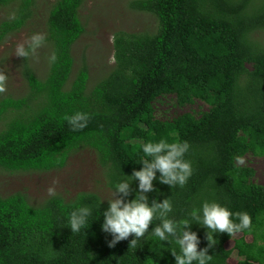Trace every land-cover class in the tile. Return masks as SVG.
I'll use <instances>...</instances> for the list:
<instances>
[{
	"label": "trees",
	"instance_id": "trees-1",
	"mask_svg": "<svg viewBox=\"0 0 264 264\" xmlns=\"http://www.w3.org/2000/svg\"><path fill=\"white\" fill-rule=\"evenodd\" d=\"M36 0H0L11 6L0 20V44L29 20ZM85 0H55L45 19L46 69L36 72L25 59L26 85L18 97L0 94V170L45 172L61 169L81 147L92 149L104 169L106 185L131 182L134 199L143 167L142 145L161 139L187 141L184 159L192 174L183 186L153 181L152 200L169 198L175 221L189 219L193 208L215 201L232 213L247 212L250 229L234 236L214 233L208 264H264V185L253 182L252 168L237 164L245 154L264 156V0H132L138 11L152 14L156 28L113 34L114 65L88 88L85 65L74 72L72 47L84 32L80 8ZM56 53L55 63L48 57ZM172 95L180 106L199 99L209 107L199 116L183 113L171 120L154 117V102ZM76 111L90 115L87 126L73 131L64 119ZM119 195V194H118ZM87 206L92 214L72 233L70 213ZM108 201L94 192L59 194L32 204L26 194L0 195V264H176L175 243L151 235L160 221L130 248L134 238L109 247L102 230ZM232 219L235 222L236 217ZM199 248L207 246V229L193 222ZM251 236V239H247ZM232 241V247L226 248Z\"/></svg>",
	"mask_w": 264,
	"mask_h": 264
},
{
	"label": "rangeland",
	"instance_id": "rangeland-1",
	"mask_svg": "<svg viewBox=\"0 0 264 264\" xmlns=\"http://www.w3.org/2000/svg\"><path fill=\"white\" fill-rule=\"evenodd\" d=\"M55 0H36L32 15L25 25L17 32L10 34L0 44V72L7 77V91L4 95L21 96L26 91L22 75L25 58L15 55L18 43L25 41L34 33L45 34V19L48 9ZM132 0H85L80 8V18L84 32L72 47L74 72L85 65L88 70V88L105 77L114 65L113 34L116 31L140 32L156 28L154 16L148 12L135 10ZM11 6L0 8V20L12 15ZM256 37L264 42V30L256 33ZM49 49L46 43L38 49V58L29 57L27 65L39 74L46 69ZM208 105L199 99L180 106L172 95L159 97L153 104L154 117L168 121L183 113L199 116L208 109ZM242 161V162H241ZM237 164L253 169V182L264 185V156L245 154L237 159ZM104 169L98 163L94 151L81 147L72 152L61 169L45 172L37 171H6L0 170V195L6 196L15 192L26 194L32 204H39L51 196L49 187L55 188V194L66 199L78 192H94L102 200L112 198L113 190L106 184ZM238 236V234H237ZM247 239H251L248 236ZM232 247V241L225 245ZM238 259L232 251L228 262L235 264Z\"/></svg>",
	"mask_w": 264,
	"mask_h": 264
},
{
	"label": "clouds",
	"instance_id": "clouds-1",
	"mask_svg": "<svg viewBox=\"0 0 264 264\" xmlns=\"http://www.w3.org/2000/svg\"><path fill=\"white\" fill-rule=\"evenodd\" d=\"M45 41V34L34 33L17 44L15 55L25 59L38 58V49L44 46ZM48 60L50 64L55 63L56 53L52 52ZM7 81V75L0 72V94L7 91ZM64 119L73 131H78L87 126L90 115L76 111L71 115H65ZM189 147L187 141L169 143L165 139L142 145L145 158L140 163L143 167L134 170L130 176L131 181H139V191L135 198L125 199L132 192L131 182L129 180L119 182L115 185L112 198L108 200L109 207L103 212L102 230L112 236L108 242L109 247H114L119 241L133 236L130 248H136L138 240L149 232L153 220L157 219L160 222L152 228L151 235L162 242L168 241L178 246L179 251L176 248L170 250L176 264H208L212 260V255H209L208 251L217 243L214 233H227L231 237L251 228L252 220L247 212L232 213L227 207L215 201H204L201 208L191 210L189 213L191 220L185 218L179 221L169 218V213L172 211L169 198H165L162 202L152 200L149 204L146 193L154 190L153 181L157 178V172L160 173V183L172 188L177 185L183 187L187 183L192 174L191 162L184 159ZM48 192L50 195H55V188L49 187ZM91 214L92 211L87 206L72 211L68 226L71 232H79L87 224V218ZM233 215L238 222L232 219ZM193 222L207 229L205 239L208 244L203 249L198 247L200 239L197 233L191 230Z\"/></svg>",
	"mask_w": 264,
	"mask_h": 264
}]
</instances>
